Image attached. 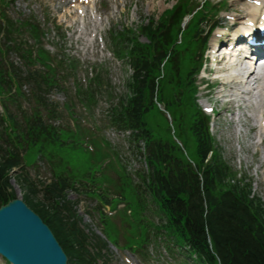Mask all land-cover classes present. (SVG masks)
I'll list each match as a JSON object with an SVG mask.
<instances>
[{"label": "trees", "instance_id": "obj_1", "mask_svg": "<svg viewBox=\"0 0 264 264\" xmlns=\"http://www.w3.org/2000/svg\"><path fill=\"white\" fill-rule=\"evenodd\" d=\"M176 19L178 21L179 18ZM178 31L179 24L166 35L161 33V36L174 42ZM161 39L159 38L156 44L159 49H166L169 44H164ZM157 58L160 59V56ZM139 63L140 59L136 62L137 76L133 85L136 97L131 99L128 105V108L131 105L132 111L128 113L129 119L135 126L142 125L146 111L154 108L153 105L150 107V103L144 106L140 98L150 93L148 98L152 102L155 76L147 77V62L143 67ZM8 118L15 128L22 129L32 136V141L57 138L56 131L44 122L38 112L33 116L25 114L24 122L19 121L10 112ZM201 131L200 125L194 127L199 146H202L198 151L200 161L197 169L176 152V147L175 150L169 148L164 153L161 150L156 151L160 152L156 157L159 166L149 187L167 218V231L178 242L189 243L194 251L206 258L210 264H218V258L221 264H264V209L259 202L248 198V189L244 191L238 187H229L226 190L223 188L225 168L216 159L212 164L204 166L209 145L204 131ZM15 163L14 159H3L0 162V205L16 196L9 190L6 179L8 170ZM200 175L204 182L203 192L200 187ZM18 181L24 190V200L49 224L69 254L82 260L87 252V261L79 264H94L98 255H90L86 248L89 245L86 236L76 223L66 222L60 207L48 206L36 197L38 191L34 184L31 185L26 179L24 182L22 179ZM47 192L53 198L63 197L62 188L56 184L48 187ZM204 198L208 205L207 215Z\"/></svg>", "mask_w": 264, "mask_h": 264}, {"label": "rangeland", "instance_id": "obj_2", "mask_svg": "<svg viewBox=\"0 0 264 264\" xmlns=\"http://www.w3.org/2000/svg\"><path fill=\"white\" fill-rule=\"evenodd\" d=\"M35 1V2H34ZM20 0L18 3H20L23 6H27V4H29L28 8L30 7V5H34V3H36L34 5V7L39 11L42 12L43 10L46 9H51L52 13H56V6H54L53 3H48L45 0ZM174 2H170V0H133L132 2V9L129 13V15L126 13L125 15H123V23H126L128 26H132V27H136L137 25H140L143 21V19H148L151 17H156V19L161 16V14L169 7H171V5ZM233 3V0H231V4ZM240 9H242V5H240ZM246 12V10L244 11ZM57 14V13H56ZM39 18L42 19L41 15H39ZM85 23H87V19H85L84 21ZM73 23V22H71ZM91 25H89L90 27ZM86 28V30H88V28ZM105 38V37H104ZM70 41L68 39V47L70 45ZM72 41H73V45L75 46V39H74V35L72 37ZM106 41V40H105ZM106 69L108 70L109 74L112 76V74H115V71L118 73V75H120V77H122L123 73L120 69H115L114 68V64H112L111 60L109 61L108 64L105 65ZM105 70V71H107ZM83 77V76H82ZM74 93V92H73ZM255 96H253L254 98ZM53 98L59 99L61 102H64L67 100V97H65L63 94H57L55 93L53 95ZM75 105H78V103L76 101H74ZM81 112H83L82 110H79V114L81 115ZM83 116H85L82 113ZM157 116L162 120V117L157 114ZM86 117V116H85ZM98 122H100V118H98ZM87 123H94L91 118L89 117V119L87 118ZM219 138H222L218 135ZM226 143H223L222 147L225 148L226 150H224V157L226 158V160L230 161L232 167L234 168L235 171H237V173L239 174V177H243L244 175H246L248 178L252 179V183H253V187H254V192L261 197L264 200V167L261 169V171H259V173L257 175H255V171L253 172L251 169H249L251 162H253L252 159V152L248 151V150H241V148L239 149V146H237L235 144L234 141H232V139L230 138V136L228 134H226ZM77 141V140H74ZM183 142L185 144V147L187 148L189 155L193 158L196 159V155H195V143L193 142V140L189 137V136H184L183 138ZM78 146H74L73 144H70L69 146H63V147H56V152L55 154L57 155L58 159H62L63 163L67 164L70 169H71V175L74 176L75 178H83L86 176V174L88 173V171H90L91 169V173L95 172L97 177L102 180V179H111V175L110 172H108L110 169V167L112 166L111 164H108V168H107V161H103L104 158V152L102 150V148H100L97 151H87L84 147V140L81 138L80 141H78ZM243 144L245 145L246 142H243ZM241 144V147L242 145ZM36 150V149H35ZM27 155H26V162L28 164H34L36 161V153L33 151V149H30L29 151H27ZM93 152V153H92ZM240 158L243 160V169L242 171L240 170V164L239 162L236 163V159ZM40 174L42 177L48 176L47 172L49 170L48 165H45L43 162L40 163ZM45 165V166H43ZM256 180V181H253ZM261 181L258 183V181ZM13 188L14 190L17 192L18 196H22L21 191L17 185V183L14 181L12 182ZM130 192H127V194ZM134 196V194H133ZM131 198V197H130ZM115 202H118V199L115 200ZM97 205V202L95 200H89L86 199L83 202L80 203L79 207L77 208L80 212L82 213H86V211L92 209V207L94 208ZM114 205V204H113ZM115 206V205H114ZM120 214H122V212L120 211ZM110 226L108 225L107 228H109ZM93 229L96 230L97 227H95L93 225L92 227ZM131 231H133L132 229H130ZM106 231V230H105ZM112 232V234H111ZM105 234L109 237V234L111 235L110 240L115 242V236L119 235L120 232L117 230H111V228H109L108 231L105 232ZM111 251L114 253L112 254V260H111V264H127L126 262H124V259L119 260V253L117 250H115L112 246H109ZM124 254L126 256H128L129 254H127L126 252H124ZM130 256V255H129ZM135 256V255H134ZM137 259L138 257L135 256ZM132 259V258H131ZM137 259H135L136 261H138Z\"/></svg>", "mask_w": 264, "mask_h": 264}, {"label": "water", "instance_id": "obj_3", "mask_svg": "<svg viewBox=\"0 0 264 264\" xmlns=\"http://www.w3.org/2000/svg\"><path fill=\"white\" fill-rule=\"evenodd\" d=\"M0 253L14 264H66L52 232L20 199L0 208Z\"/></svg>", "mask_w": 264, "mask_h": 264}, {"label": "bare ground", "instance_id": "obj_4", "mask_svg": "<svg viewBox=\"0 0 264 264\" xmlns=\"http://www.w3.org/2000/svg\"><path fill=\"white\" fill-rule=\"evenodd\" d=\"M256 11H255V15H256ZM232 65V64H231ZM228 86L232 85L233 87H238L239 85L243 84V85H248L247 80H245V78L239 79L238 77H232L228 80H226ZM264 122H262L263 124Z\"/></svg>", "mask_w": 264, "mask_h": 264}]
</instances>
